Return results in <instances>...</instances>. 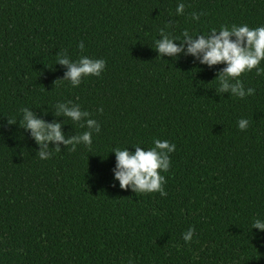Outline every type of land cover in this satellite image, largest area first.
Listing matches in <instances>:
<instances>
[{
    "label": "trees",
    "instance_id": "obj_1",
    "mask_svg": "<svg viewBox=\"0 0 264 264\" xmlns=\"http://www.w3.org/2000/svg\"><path fill=\"white\" fill-rule=\"evenodd\" d=\"M233 24L264 26V0H0V264H264V232L252 229L264 222V76L240 77L251 96L218 95L226 65L155 51L161 30L179 46L185 30ZM64 52L105 69L78 87L57 81ZM68 101L100 132L90 147L61 144L41 160L22 109L64 121L66 137L82 134L54 116ZM155 139L176 145L160 172L167 196L121 189L113 151L149 150Z\"/></svg>",
    "mask_w": 264,
    "mask_h": 264
},
{
    "label": "clouds",
    "instance_id": "obj_2",
    "mask_svg": "<svg viewBox=\"0 0 264 264\" xmlns=\"http://www.w3.org/2000/svg\"><path fill=\"white\" fill-rule=\"evenodd\" d=\"M184 9L185 5L179 4L176 14L183 15ZM200 15L193 12L191 18L198 21ZM182 36L183 40L179 41L178 46L175 43L178 38L170 37L161 30L162 38L158 39L155 44V51L159 54L158 58L162 59L167 56L175 61L183 54L184 56L195 57L201 65H206L208 68L224 64L226 67L216 73L215 80L219 81V87L215 89L216 93L218 95L229 93L230 96L240 99L254 94L255 89L250 87L245 89L240 77L253 69L256 70L257 76H264V69L259 67L261 61H264V26L250 29L247 25L237 26L233 24L231 28L221 26L219 31L212 29L209 34H201L195 37L185 30ZM79 48L83 51V42L79 44ZM56 64L68 69L64 79L57 81H68L72 87H78L83 78L99 77L106 66L104 60H93L86 56H81L78 60L72 61L66 52L57 54ZM100 111L102 112L103 109ZM22 112L21 128L30 131L31 137L39 145L40 150L37 154L41 160L49 159L52 151L61 152V144L65 148L70 145V151H75L79 144L90 147L93 132H100L99 123L90 118V113L82 111L79 105L73 104L71 101L58 103L55 106L54 116L56 118H69L72 122L79 124L80 127H86L88 130L82 134L66 137L62 132L64 121L61 123L54 120L52 123H46L28 108L22 109ZM8 124L13 125L16 122L8 120ZM248 126L249 121L247 119L238 121V127L241 131L246 130ZM50 143L54 144L55 147L49 149ZM134 148V153L130 152L128 148L123 150L117 148L113 151L116 157L115 180L119 181L120 188L131 187L136 194L159 192L162 197L167 196V192L163 188L166 181L160 172L169 170V154L175 151L176 145L170 144L166 140L155 139L154 147L149 150H144L139 146ZM252 229H259L264 232V222L259 219L255 220ZM194 231L193 228H189L183 234L185 243L191 242Z\"/></svg>",
    "mask_w": 264,
    "mask_h": 264
}]
</instances>
